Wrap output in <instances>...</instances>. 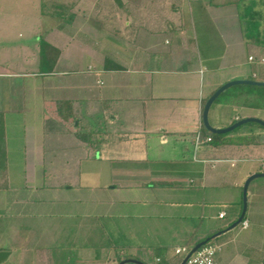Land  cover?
I'll return each mask as SVG.
<instances>
[{"label": "crops", "instance_id": "0c3cea01", "mask_svg": "<svg viewBox=\"0 0 264 264\" xmlns=\"http://www.w3.org/2000/svg\"><path fill=\"white\" fill-rule=\"evenodd\" d=\"M76 1L58 22L39 13L44 41L58 51L55 70L47 73L54 77L47 95L54 104H71L79 121L81 106L98 104L101 111L89 116L107 121L113 114L111 121L115 106L138 105L140 125L134 134L105 127L96 136L103 139L100 147L87 148L83 159L104 166V173L89 179L103 183L84 185L90 190L88 204L70 210L83 223L73 239L62 227L53 228L51 244L59 246L49 251L46 227L36 236L43 237L41 243L35 244L33 235L7 243L15 244V257L8 252L2 263L182 264L194 247L208 241L205 245L219 247L214 264H264V223L254 221L256 211L264 213L257 208V192H249L255 179L247 189L245 215L247 209L251 215L232 228L243 211L246 180L264 173V133L239 127L214 145L202 120L207 100L222 85L262 77V67L250 57L258 62L264 56L243 36L246 0ZM24 75L0 67V113L27 111L14 89H1L3 78L10 87ZM246 118L264 121V111L213 103L208 113L215 129ZM40 138L43 146L45 136ZM69 144L85 146L74 138ZM20 245L26 250L18 251ZM182 248L187 252L177 254Z\"/></svg>", "mask_w": 264, "mask_h": 264}, {"label": "rangeland", "instance_id": "374dc122", "mask_svg": "<svg viewBox=\"0 0 264 264\" xmlns=\"http://www.w3.org/2000/svg\"><path fill=\"white\" fill-rule=\"evenodd\" d=\"M39 2L40 0H0V67L25 74L21 76L19 84H11L10 87L7 86L8 79L3 78L1 89L3 92L7 89H14L18 101L24 99L28 105L24 115L8 113L5 114L4 120L7 142L3 151L7 164L8 188L0 190V244L3 243L0 245V250L13 252L12 259L15 257V244L8 246L7 243H12L14 239H25V236L31 238L30 235H33L32 239L35 244L41 243L43 237L36 238V236H41L42 230L46 227L47 233L44 236L48 239V245H52L49 251L59 246L51 244L53 228L58 231L62 227L65 237H68L69 240L73 239L74 233L81 228L78 226L83 223L76 218L77 216L73 217L74 214L70 210L76 206H78V210L88 204L90 190L84 185L103 183V179L98 181L89 179V177L100 172L104 173V166L89 161L87 158L83 159L89 154L87 147H69L74 136L63 132L62 125L64 123L60 120L59 113L55 112L53 101L56 99L46 93L47 85L54 82L51 81L54 77L49 79L52 75H47L50 72L46 71L49 66L53 72L55 65L53 62L44 65L45 59L42 61L40 56L41 44L45 37L42 27L39 28L41 25ZM244 5V8L264 10V0H246ZM240 7L243 6L240 5ZM45 9L46 12H49L50 7H44V11ZM58 21L55 20V22ZM256 54L264 56V48L259 47ZM42 82L45 86L42 85ZM37 88H41L42 93H45V99ZM0 100L1 104L3 98ZM92 106H81L79 109L82 115L80 125L84 126L83 129L86 130L87 125H91V130H97L100 125V131L96 132L95 136L103 135L105 127L111 132L128 129L129 134H134L138 131L137 124L140 125L141 118V113L138 111H141V106H115L113 112L116 119L111 121L113 114L109 117L110 119L107 117V121L102 116H89L94 111H101L98 104ZM123 122H126V125L122 124ZM25 126H28L26 127L28 134L26 139ZM42 128L44 133L40 132ZM258 128L264 133L263 128L257 124H246L240 127L243 130ZM68 129L72 128L69 126ZM40 133L45 136L43 146L40 144L42 141ZM112 134L114 137L116 136L114 133ZM256 151H262V149L257 148ZM25 152H28V157ZM41 153L43 157L40 156ZM43 184L50 186L47 193L36 187H41ZM70 186L76 190H70ZM249 192L250 194L257 192L256 194L259 195L257 208L264 213V178L255 179ZM48 196L51 197L49 200ZM250 215L251 210L248 212L247 209L245 219H249ZM254 221L255 223H264V216H261L259 210L256 211ZM16 232H18L17 236L14 237ZM19 248L16 249H19L18 251L26 250V245H20ZM16 258H19V255ZM8 261L2 264H9Z\"/></svg>", "mask_w": 264, "mask_h": 264}, {"label": "trees", "instance_id": "16d2710c", "mask_svg": "<svg viewBox=\"0 0 264 264\" xmlns=\"http://www.w3.org/2000/svg\"><path fill=\"white\" fill-rule=\"evenodd\" d=\"M77 3L76 0H40V10L43 16H50L54 19H63V15L68 13L74 5ZM50 7L49 12L44 11V7ZM65 19V18H64ZM242 31L243 36L246 41L250 44L258 46L260 48H264V10H255L249 9V11L242 18ZM41 57L44 65H48L49 62H53L55 65L58 57V51L56 48L52 47L50 44L45 41L41 44ZM46 72H51L50 67ZM54 68V67H53ZM255 81H263V69H262V77L255 78ZM215 104H228L234 105L242 108H249L255 110L264 111V87L260 86H252V85H237L228 88L224 92H222L214 102ZM56 109L55 112L59 113L60 120L64 123V126L72 128L68 129L67 132L74 136L76 140L82 142L85 147L89 148L90 145L98 148L102 143L103 139H97L95 136L94 129L91 130V125H87V130L83 129L82 125H80V121L78 120V116L73 113V107L71 104H68L67 107H62V103L57 102L55 104ZM5 115L0 113V190H5L8 188L6 181V159L5 152L3 151L5 147ZM74 122L77 124L75 125ZM256 124V123H250ZM258 125V124H257ZM260 126V125H258ZM82 128V130H81ZM85 130V131H83ZM205 134L212 137V144H218V139L226 136L224 135H216L207 131L205 128L203 129ZM237 130V129H236ZM235 131V130H234ZM233 132V131H232ZM228 134V133H227ZM244 220V219H243Z\"/></svg>", "mask_w": 264, "mask_h": 264}, {"label": "water", "instance_id": "95a60500", "mask_svg": "<svg viewBox=\"0 0 264 264\" xmlns=\"http://www.w3.org/2000/svg\"><path fill=\"white\" fill-rule=\"evenodd\" d=\"M237 85H252V86H260V87H264V82L263 81H255V80H235V81H230L228 83H225L224 85H222L206 102L204 109H203V115H202V120H203V125L204 127L212 134H216V135H223V134H227L232 132L233 130L246 125V124H250V123H256L258 125H261L262 127H264V121L257 119V118H246L243 120H240L236 123H234L233 125L224 128V129H215L213 128L208 120V113L209 110L211 108V106L213 105V103L215 102V100L217 99V97L224 92L225 90H227L230 87L233 86H237ZM256 178H264V173H258V174H254L252 176H250L246 182L245 185L243 187V211L241 216L239 217L238 221L236 223H234V225H232V228L239 225L244 217H245V212H246V208H247V189L248 186L250 184V182ZM208 242V241H206ZM206 242H202L200 244H198L196 247H194V249H192V251L190 252L189 255H187V257L184 259V261L182 262V264H185V262L188 260V258L191 256V254L195 253L198 249H200L202 246H204L206 244ZM9 253L8 252H0V264L2 262H4L7 257H8ZM125 263H136V264H142L136 260H126L124 262H121L119 264H125Z\"/></svg>", "mask_w": 264, "mask_h": 264}, {"label": "built area", "instance_id": "2783aa9c", "mask_svg": "<svg viewBox=\"0 0 264 264\" xmlns=\"http://www.w3.org/2000/svg\"><path fill=\"white\" fill-rule=\"evenodd\" d=\"M250 62H256L258 63L262 69H263V76H264V59H261L260 61H255L253 57H250ZM210 139H208L209 141ZM264 167V163H263ZM224 213L220 214V217H223ZM244 227H247V222L245 221L243 223ZM218 246L207 244L203 247H201L199 250H197L195 253L191 254V256L188 258V260L185 262V264H214V257L216 255V252L218 251ZM185 253L187 252L186 249H177L176 253Z\"/></svg>", "mask_w": 264, "mask_h": 264}, {"label": "clouds", "instance_id": "9594fccd", "mask_svg": "<svg viewBox=\"0 0 264 264\" xmlns=\"http://www.w3.org/2000/svg\"><path fill=\"white\" fill-rule=\"evenodd\" d=\"M243 222V221H242Z\"/></svg>", "mask_w": 264, "mask_h": 264}]
</instances>
